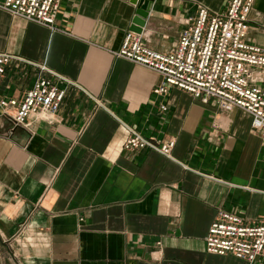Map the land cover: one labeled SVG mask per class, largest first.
I'll list each match as a JSON object with an SVG mask.
<instances>
[{"label":"crops","instance_id":"1","mask_svg":"<svg viewBox=\"0 0 264 264\" xmlns=\"http://www.w3.org/2000/svg\"><path fill=\"white\" fill-rule=\"evenodd\" d=\"M5 1L0 52L20 59L0 74V95L22 99L39 78L66 95L55 120L26 127L0 107V264H264L206 250L222 208L264 222V143L251 115L178 88L154 94L160 74L117 56L131 0H63L55 28ZM226 2L155 0L141 34L171 52L199 4ZM250 19V40L264 46V0ZM130 127L174 140L172 156L125 150Z\"/></svg>","mask_w":264,"mask_h":264},{"label":"built area","instance_id":"2","mask_svg":"<svg viewBox=\"0 0 264 264\" xmlns=\"http://www.w3.org/2000/svg\"><path fill=\"white\" fill-rule=\"evenodd\" d=\"M62 2L6 0L2 8L16 17L55 28ZM255 3L227 0L221 11L199 4L196 16L171 52L151 48L141 33L130 30L117 56L158 72L161 80L154 89L156 95L164 96L178 88L204 103L214 101L223 110L243 109L251 115L252 128L261 134L264 143V46L248 36ZM14 59L20 57L0 52V74ZM65 95L66 90L59 84L39 78L22 99L0 95V107L13 127H26L33 117L55 120ZM162 109L167 110V106L162 105ZM130 131L125 150L150 148L172 156L174 140L160 144L132 127ZM206 250L253 262L264 256V222L247 223L239 213L222 208L209 228Z\"/></svg>","mask_w":264,"mask_h":264},{"label":"water","instance_id":"3","mask_svg":"<svg viewBox=\"0 0 264 264\" xmlns=\"http://www.w3.org/2000/svg\"><path fill=\"white\" fill-rule=\"evenodd\" d=\"M155 0H131V3L136 6V12L132 19L130 27L131 31L142 33L143 27L146 25V20L150 15Z\"/></svg>","mask_w":264,"mask_h":264},{"label":"rangeland","instance_id":"4","mask_svg":"<svg viewBox=\"0 0 264 264\" xmlns=\"http://www.w3.org/2000/svg\"><path fill=\"white\" fill-rule=\"evenodd\" d=\"M252 24V23H251Z\"/></svg>","mask_w":264,"mask_h":264}]
</instances>
